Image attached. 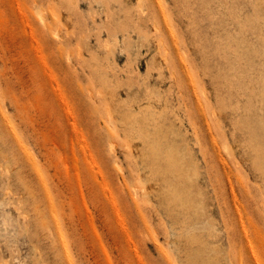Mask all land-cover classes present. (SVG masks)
I'll use <instances>...</instances> for the list:
<instances>
[{
  "label": "rangeland",
  "instance_id": "rangeland-1",
  "mask_svg": "<svg viewBox=\"0 0 264 264\" xmlns=\"http://www.w3.org/2000/svg\"><path fill=\"white\" fill-rule=\"evenodd\" d=\"M197 254L264 264V0H0V264Z\"/></svg>",
  "mask_w": 264,
  "mask_h": 264
},
{
  "label": "bare ground",
  "instance_id": "bare-ground-1",
  "mask_svg": "<svg viewBox=\"0 0 264 264\" xmlns=\"http://www.w3.org/2000/svg\"><path fill=\"white\" fill-rule=\"evenodd\" d=\"M157 146H158V148H157V153L156 154H158L157 155V157H156V159H160L161 157H162V155H164V154H162L163 153V151H164V145H159V144H157ZM172 150H169L168 151V149L166 150V152H168V153H170ZM155 154V155H156ZM168 155V154H167ZM168 157H169V162H170V165H171V167L174 169V170H176V171H178V172H180V167H179V159L178 158H174L171 154L170 155H168ZM181 177V173H179V175H178V178H180ZM191 180H188V179H186L185 178V176H183L182 175V179L180 180V183L182 184L181 186L178 184L177 186V189H176V192H177V194L176 195H179L180 196V198L183 200V201H185V202H187V203H192V201L191 200H189V196H190V194H189V190H188V188H187V185L189 184V182H190ZM140 192H142V193H140ZM139 193L141 194V196H146L145 195V192H144V188H141V191H140ZM136 195H137V193H135ZM182 194V195H181ZM199 254H197V255H193L192 256V259H194L197 263L196 264H212L211 263V261H210V259L206 262V263H204V262H201L200 261V259L197 257ZM195 257H196V259H195Z\"/></svg>",
  "mask_w": 264,
  "mask_h": 264
}]
</instances>
